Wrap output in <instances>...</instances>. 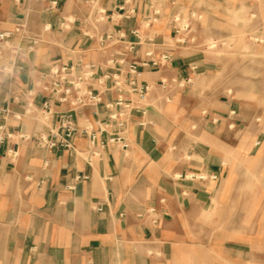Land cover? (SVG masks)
Returning <instances> with one entry per match:
<instances>
[{
	"label": "crops",
	"instance_id": "crops-1",
	"mask_svg": "<svg viewBox=\"0 0 264 264\" xmlns=\"http://www.w3.org/2000/svg\"><path fill=\"white\" fill-rule=\"evenodd\" d=\"M178 11L179 0H0V32L27 24L10 38L15 63L8 52L0 57L8 135L0 144V264H264V256L244 257L237 241V201L259 176L254 123L237 98L200 90L210 71L199 51L168 44ZM107 32L104 48L98 38ZM148 51L170 57L143 66ZM130 62L150 88L145 114L126 118L123 148L107 141L120 130L106 108L118 93L99 79L118 68L126 74ZM54 63L77 73L93 65L87 86L101 101L72 112L79 129L97 132L90 162L81 132L72 139L76 153L35 143L68 109L43 90ZM190 173L207 178L184 177Z\"/></svg>",
	"mask_w": 264,
	"mask_h": 264
},
{
	"label": "rangeland",
	"instance_id": "rangeland-1",
	"mask_svg": "<svg viewBox=\"0 0 264 264\" xmlns=\"http://www.w3.org/2000/svg\"><path fill=\"white\" fill-rule=\"evenodd\" d=\"M175 18L177 33L168 44L199 51L207 61L210 72L200 90L224 100L237 98L254 123L251 141L261 152L259 176L237 201V241L244 244L238 247L244 257L264 256L259 246L264 244V0H179Z\"/></svg>",
	"mask_w": 264,
	"mask_h": 264
},
{
	"label": "built area",
	"instance_id": "built-area-1",
	"mask_svg": "<svg viewBox=\"0 0 264 264\" xmlns=\"http://www.w3.org/2000/svg\"><path fill=\"white\" fill-rule=\"evenodd\" d=\"M130 12H133L130 10ZM102 11H96L94 16L96 17L92 19L97 22L102 19ZM26 22L24 21L21 24H18L13 29L5 30L0 32V57L4 56L5 52H8L11 57L9 58V62L14 64L17 58V54L19 48L15 45H11L10 38L15 34H20L22 37L26 32ZM136 32V31H135ZM85 34L89 36V33L85 31ZM112 39V33L107 32L99 36L98 41L102 47H108V41ZM33 45L29 46L32 48ZM148 59L142 62V65H152L153 67L163 66L165 62L169 59V54L163 53L158 57H153L152 51H148L145 54ZM126 74L122 69L118 68L116 72L112 74H102L99 79V83L110 80L112 84V88L116 90L118 96L112 102H108L106 104V108L110 110V114L108 115L109 119L113 120L117 127L120 128L116 133L112 134L107 141L117 143L123 148H127L128 142L126 141V137L124 136V128L126 125V118L131 112L139 111L141 114H145L144 103L146 101L149 86L147 84H143L139 82L141 71L139 70V65L136 62H130L126 66ZM93 65L84 64L83 70L79 73L75 71V66L67 65V64H56L52 65L49 71L43 75V90L49 92L54 100L59 103H66L68 105V109L64 112H61L58 116V127L56 129L50 128L49 131L40 132L35 137V143L38 147L53 149V148H66L72 150L76 153V148L72 142L74 134L77 132H81L85 134L88 139L90 146L87 150L84 151L86 153V160L88 162L93 159L92 157L95 154L93 147L96 144L97 132L93 130L91 125H87L82 129L77 126L73 111L78 108L86 107V106H95L101 101L100 94L98 92H94L91 88L87 86V79L92 74ZM187 82H190V79H186ZM162 87L165 89L167 87V81L164 79L160 80ZM124 94H130L135 96V100L126 99L123 97ZM31 104H29V107ZM50 105L48 102H44L42 104V109L50 112ZM141 125H144L145 122H140ZM99 131L101 130L98 128ZM8 135L3 132V127L0 126V144L6 140ZM101 145L104 142H100ZM10 152H12L10 150ZM15 155V152H12V156ZM179 178L183 177L182 175H178ZM187 179H205L207 178L204 174H194L190 173L188 175H184ZM216 178L215 176H212ZM100 209V208H99Z\"/></svg>",
	"mask_w": 264,
	"mask_h": 264
},
{
	"label": "bare ground",
	"instance_id": "bare-ground-1",
	"mask_svg": "<svg viewBox=\"0 0 264 264\" xmlns=\"http://www.w3.org/2000/svg\"><path fill=\"white\" fill-rule=\"evenodd\" d=\"M139 34V33H138Z\"/></svg>",
	"mask_w": 264,
	"mask_h": 264
}]
</instances>
